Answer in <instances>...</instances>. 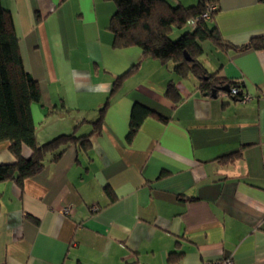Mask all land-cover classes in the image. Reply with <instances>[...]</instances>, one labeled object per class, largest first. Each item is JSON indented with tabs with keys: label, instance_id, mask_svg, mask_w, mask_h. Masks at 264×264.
Returning a JSON list of instances; mask_svg holds the SVG:
<instances>
[{
	"label": "crops",
	"instance_id": "1",
	"mask_svg": "<svg viewBox=\"0 0 264 264\" xmlns=\"http://www.w3.org/2000/svg\"><path fill=\"white\" fill-rule=\"evenodd\" d=\"M203 1L216 7L206 22L224 43L240 48L264 35V2ZM0 2L40 89L31 107L38 144L90 135L106 103L86 148L67 147L21 186L0 182V264H264V47L201 43L207 72L252 95L243 104L202 94L194 78L137 47L115 48L111 1ZM170 82L177 103L165 95ZM134 105L151 114L128 143ZM14 162L0 143V164Z\"/></svg>",
	"mask_w": 264,
	"mask_h": 264
},
{
	"label": "trees",
	"instance_id": "2",
	"mask_svg": "<svg viewBox=\"0 0 264 264\" xmlns=\"http://www.w3.org/2000/svg\"><path fill=\"white\" fill-rule=\"evenodd\" d=\"M108 1L115 6L109 23L115 48L137 47L141 49L144 58L170 64L177 77L194 78L198 83L197 90L207 96H211L212 91L217 95L223 87H229L238 81L228 82L218 77L217 73L207 72L199 60L202 42L208 41L217 47L232 48L237 52L264 47V35L251 39L240 48L226 44L217 29L207 24L208 19L198 20L192 30L172 41L169 34L174 28L181 29L186 24L190 25V20L199 17L206 7L212 4L206 5L203 0L191 7L171 6L165 0ZM184 53L189 56L190 61L185 59ZM120 79L113 83L111 94L115 92ZM165 95L175 103L180 101L179 94L171 82L167 85ZM39 101L38 83L25 71L22 63L13 17L0 2V143H8L9 151L15 158L13 164H0V182L14 181L21 186L25 179L40 172L47 162L57 161L67 147L78 145L80 148H86L90 136L99 133L106 103L99 110L98 119L92 123L90 135L75 137L74 134H63L44 144H38L31 107ZM150 114V111L141 106H133L126 136L128 143L133 140L144 118ZM23 147L30 151L28 158L22 155ZM239 156L240 151H237L222 158L234 160ZM105 193L112 199L109 188L105 189ZM174 255L170 254L169 259L179 258H173Z\"/></svg>",
	"mask_w": 264,
	"mask_h": 264
},
{
	"label": "built area",
	"instance_id": "3",
	"mask_svg": "<svg viewBox=\"0 0 264 264\" xmlns=\"http://www.w3.org/2000/svg\"><path fill=\"white\" fill-rule=\"evenodd\" d=\"M216 11V7L214 5H208L206 7V10L203 14H201L199 17L192 19L189 21V24L191 26H195V24L197 23L198 20L202 19V20H207L210 18V15L213 14ZM218 95H220L221 97H230V98H236L237 101H239L240 103H247L252 99V95L246 91H244V89L242 88V83L240 82H236L235 84H232L231 86L228 87V91H220L218 92ZM72 213V210L70 207H66L62 210V214L64 216H70V214ZM207 264H232L230 259H225V260H221V261H215L212 263H207Z\"/></svg>",
	"mask_w": 264,
	"mask_h": 264
},
{
	"label": "rangeland",
	"instance_id": "4",
	"mask_svg": "<svg viewBox=\"0 0 264 264\" xmlns=\"http://www.w3.org/2000/svg\"><path fill=\"white\" fill-rule=\"evenodd\" d=\"M191 30V27L186 24L184 27H182L181 29H176L174 28L171 33L169 34V38L172 40V41H175L177 40L182 34H184L185 32L187 31H190Z\"/></svg>",
	"mask_w": 264,
	"mask_h": 264
},
{
	"label": "water",
	"instance_id": "5",
	"mask_svg": "<svg viewBox=\"0 0 264 264\" xmlns=\"http://www.w3.org/2000/svg\"><path fill=\"white\" fill-rule=\"evenodd\" d=\"M184 57H185V59H186L187 61H190V58H189V56H188L186 53H184ZM221 90H222V91H228V87H227V86H226V87H223ZM211 96H212V97H215V96H216V92H215V91H212V92H211Z\"/></svg>",
	"mask_w": 264,
	"mask_h": 264
}]
</instances>
